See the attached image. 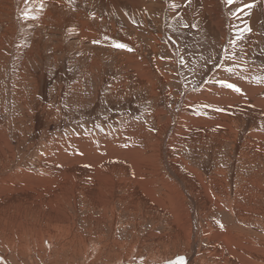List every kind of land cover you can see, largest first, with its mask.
<instances>
[{"label":"rangeland","instance_id":"obj_1","mask_svg":"<svg viewBox=\"0 0 264 264\" xmlns=\"http://www.w3.org/2000/svg\"><path fill=\"white\" fill-rule=\"evenodd\" d=\"M178 1L180 0H173V3ZM187 1L191 0H181L183 3L180 7L182 10L179 12L181 18L178 17V13L175 18L165 17L166 12L164 10L160 12V8L156 7L150 14L153 21L151 19L145 21L142 18L145 13L142 10L146 4L134 11L128 5L117 3V7H115L116 10L119 8L118 14L115 15L117 31L112 36L104 35L105 39L100 42L85 39L83 50L77 46L78 40H70L64 43L65 52L62 54L55 52L56 42L49 41L51 46L48 55L53 53L57 56V62L48 61L46 66L44 60L47 57H31L24 67L17 65L16 58H12L14 56L12 53L9 59L2 57L0 134L9 140L15 152L13 159L8 156L9 159L1 162L3 166L8 165L5 172L20 173L21 170L30 175H43L40 171L42 162H45L47 154L51 153L48 146H53V144L61 142L62 139L89 138L90 140L91 137L94 142L88 146L93 151V147H97L96 143L99 140L102 142H99L100 144L106 142L111 144L113 139L121 136L124 126L133 128V131L143 128L145 134L154 138L161 136L160 141L164 142L172 124L159 134L154 122V114L162 113L158 119L161 123H165V119H170L174 111L178 109V104L182 101L185 93L196 94L205 87L212 91L207 92L212 94L210 97H216L221 93L220 91L226 88L227 83L222 80L223 78L229 80L233 76L237 77L238 64L244 65L245 68H251V73H248L249 77L244 80L255 88V92L259 93V100L262 102L264 99L263 6L261 4L254 6L253 4L250 11H247L248 16L244 17L245 20L241 23L236 22L230 29L231 38L224 39L216 27H213L214 30L209 29L212 27L206 15L200 13V2L193 0L191 1L193 3H188ZM228 1L230 3L234 1L237 5L243 2V0ZM230 3L227 4L228 10L233 7V4ZM176 8L178 7L173 5L171 9L174 11ZM129 11H132L133 14ZM167 12L170 13V11ZM106 13L109 11L100 13L99 20L96 18L97 11L93 10L92 19L93 25L98 22L97 24H101L105 28L100 26L103 28H101L102 31L109 34L106 21L110 18ZM230 15L234 17L233 21H238L240 11L236 14L230 13ZM249 15L252 16L250 19ZM128 16L132 19H129ZM182 16H187V18ZM196 17L200 18V23L193 27L194 22L197 21ZM104 19L106 20L104 21ZM202 22H205V26ZM244 22L246 24L243 26ZM243 27L249 32L248 34ZM96 32L97 30L94 28V33ZM94 35L97 36V34ZM247 35H250L246 46L248 49L241 51L242 54L239 52L241 58L234 61L229 57V54L248 37ZM140 37L141 39H139ZM67 45L72 47L66 49ZM117 45H124V47ZM157 68L159 74L156 73ZM132 71H136L135 77L132 75ZM140 72L150 73V81L146 84L138 82L136 74H140ZM220 76L224 77L220 78ZM164 77H167V82L163 81ZM20 80L21 82H19ZM201 109L202 107L196 105L195 110L187 109L186 115L198 118L197 115H192V111L201 114ZM251 115L253 114L234 116L236 118H232V124L224 119L223 122H213L208 125L207 132L211 135L218 131L222 132L224 139L227 140L222 146H215L216 143L211 140H203V144L186 145L182 152L185 159L193 165L192 167L201 173L205 183L209 182V175L215 169L224 171V180L227 183L231 202H234V197L237 196L243 178L253 182L251 187L256 188L251 190L246 187L247 189L238 195V199L242 201L237 200L241 208L245 210L247 208V214L252 216L250 222H240L232 216L227 207L223 211L220 210L219 214L216 213L212 215L213 217L209 216V220L206 219L200 209L204 202L198 201V198L192 195L195 192L194 187L188 186L181 180V184H179L177 180L174 181L171 177H167V172L160 168V172L164 174L168 182H175L178 186L172 192V201L173 199L175 201L170 205L162 199V188H151V184L147 183L144 184L148 186L143 184L144 186L138 187L133 192L130 191L131 186L114 190L115 185L111 184L114 192L110 190L111 188L107 191L100 189L101 194L96 196L95 200L82 192L78 196L70 194L68 201H64V208L60 212L65 215L63 218L67 222L64 225L65 228L73 229L71 226H74L73 234H60L59 242L57 239H53L51 249L47 250L44 247L45 250L40 253L35 252L31 247L29 248L31 250L27 251H25L27 247H19L22 242L26 243L29 233L26 230L14 228V233L11 236L15 240L13 244L18 245V251L16 253L12 247L2 246L3 249L0 247V264H20L21 262V264H70V262L71 264L251 263V260L246 259L249 255L248 252L244 254L245 251L243 252L241 249L237 252L233 249L231 239L236 240L238 237L232 235L230 241H227V245H225L222 242L223 238L217 241L212 238L210 233L206 234V229H209L207 221L216 219L220 221L219 228H231L234 232L244 235L247 248L262 247L264 249V144L252 139L253 135L264 134L257 129ZM130 123H133L132 125L135 127L129 125ZM134 128L138 130H134ZM231 138L233 139L231 140ZM184 139L181 138L180 142ZM115 147L119 146H113V148ZM98 150L100 151L99 146ZM257 158L259 161L255 160ZM161 164L166 165V163L158 165ZM185 174H187V169L183 168L181 175ZM115 178H123V175L117 172ZM184 184L187 186L186 189ZM177 189H181L187 194H185V200H182ZM253 190L256 194L250 193ZM256 196L258 197L256 198ZM159 198L162 200H157ZM74 204H76L75 207ZM96 204L100 206L97 209L95 208ZM15 207L17 211L11 213L20 212L18 215L24 216L23 204L15 202ZM105 211L106 213L103 214ZM29 214L27 220L31 218ZM85 215L91 216L90 219L83 220ZM16 220L20 226H23L26 217ZM69 223L71 224L69 225ZM74 237L78 238L76 243L80 244L75 243L69 246ZM192 243L195 244V251L191 250ZM213 245L218 247L213 248ZM94 247L98 248L94 250ZM57 248H59V252H57ZM212 248L215 249L214 252H211ZM19 249L22 250L19 252ZM210 252L216 253V255H210ZM262 256L264 257V254ZM233 257L238 259L234 261ZM69 260L70 262H68ZM263 261L260 259L258 264H264Z\"/></svg>","mask_w":264,"mask_h":264},{"label":"bare ground","instance_id":"obj_2","mask_svg":"<svg viewBox=\"0 0 264 264\" xmlns=\"http://www.w3.org/2000/svg\"><path fill=\"white\" fill-rule=\"evenodd\" d=\"M191 1H187V2L193 3ZM197 1L200 2V5L197 4L200 6V8L198 7L201 11L200 13L203 15L205 14L209 20V23L212 27V29L211 28L209 29L214 30L213 27H216L220 31V36L223 37L224 39L231 38L230 29L232 28L233 25H235L236 22L241 23V21L243 22L245 20L244 17H246V15L248 14L247 11H250L249 9L250 7H252L253 4L254 6L261 4L264 8V0H243L242 4L239 5L235 4L234 1H231L230 3L228 0H197ZM184 2L186 3V1ZM117 3H120L122 5L123 4L128 5V7H130V9L134 11L138 10L140 7H143L146 4L145 8L142 10L145 11L142 17L144 18L145 21H147L148 19L149 20L151 19V21H153V19L151 18L152 16L150 14L153 11V9L156 7L160 8V12L163 10L166 12L165 17L167 16L168 18L171 17L175 18L176 17L175 15L177 13L179 14L178 15L179 17L181 15V13L179 12L180 10H182V8L180 7L183 4L181 3V0L175 3H173V0H0V67L3 66V63H1V58L5 57L6 59H9L12 56V55L10 56L11 53L14 54L12 58L13 59L16 58L15 62L17 63V65H21V67L27 65L29 58L31 57L35 58L37 56L41 58L47 57L44 60L45 66L47 65L48 61L51 63L57 62V56H55L53 53L48 55V50L49 47L51 46L49 41L56 42V46L54 47L55 52H60L61 54L65 52L64 43L69 42L70 40L73 39L78 40L76 44L82 50L84 49L83 44L85 39H89L90 41H94V40L99 42L103 41L105 39L103 38L104 35L112 36V34L117 31L116 29L117 24H115L117 18L115 15L118 14V9H119V8H117V10L115 9V7H117ZM229 3L233 4V7L229 8L230 10H228L227 7V4ZM173 5L180 9L176 8V10L173 11V9H171L173 8ZM194 7L195 5L192 7L193 10ZM93 10L97 11V15H96L97 19H99L100 13L109 11V13H106L108 14L107 17H109L110 19H112L113 17L111 21L110 19L106 21L107 29L109 30L110 35L107 32L102 31L104 27L101 24L100 25L97 24L98 22L97 23L95 22V24L93 25V19H92ZM167 11H170V13H168ZM239 11H240V18L238 19V21L237 20L233 21L234 17L231 16L230 13L236 14ZM129 12L133 14L132 11ZM262 13L264 15V12ZM250 16L251 15H249V19L252 17ZM185 18H187V16ZM129 19H132V17L131 18L129 17ZM105 20L106 19H104V21ZM199 20L200 18H197L198 22L195 21L193 27L199 25L200 23ZM204 23L203 25L205 26ZM96 24L97 27L95 26ZM245 24L246 23L244 22L243 26ZM100 26H102L103 28ZM94 28H96L97 32L99 33L97 32L94 33ZM238 29L241 28L238 27ZM243 29L245 28L243 27ZM246 31L247 30L245 29V32ZM248 33L249 32L247 31L246 34ZM94 34H97V36ZM250 35H247L248 37L244 39L239 44V46L237 45L235 49H233V51L229 54V57L233 58L234 61L235 60L237 61V59L241 58L240 56V54H242L241 51L248 49L246 48V46L248 44V38L250 37ZM139 39H141V37ZM134 45L137 46L136 44ZM71 47H72L71 45H67L66 49H70ZM237 68H238L237 70L238 73H236L237 77L233 76L232 78L227 80L226 78H223L224 76L223 77L220 76V78H223L222 80H224V82H226L227 84H231L234 87L225 86L226 88L224 90L222 91L219 90L221 93L218 94L216 97H210V95L212 94L211 93L208 94L207 92H212V91H210L209 88L205 87L200 91H198L196 94L185 93L182 101H180V103L178 104V109L174 111L170 119L168 120L165 119L166 120L165 123H161L158 119L159 117H161L160 114L162 113L159 112L154 114L153 118L156 127L159 130V134H161V132L164 129H166L169 125L172 124L170 128L168 127L170 130L164 142L160 141L161 136L154 138L150 135L145 134L143 128L142 129L139 128L140 129L139 131H133V128H127V126L123 127L124 129L122 130L121 136L119 135L117 139H113L112 140L113 142L111 144H109L110 142L100 144L99 142L101 141L98 139L99 144L96 143L97 147H93V151L88 146V145L91 146V144H93L94 142L93 138L91 137L90 140L89 138L88 139L80 138L79 140H72L69 138H67L69 140L62 139L61 142H57L53 144V146L51 145L48 146V150L51 153H48L45 162H42V168L40 171L42 172L41 174L43 175L36 176V175H30L27 172L21 170L20 173L17 172L15 173L12 171L13 173L9 174L5 172L8 169V165L3 166L1 165V162H4L5 160L9 159V157L13 159L14 158L13 153L15 152L9 140L5 139L0 134V247L1 248L2 246L8 248L12 247V249L15 250L17 253L18 245L13 244L15 243V240L11 236L14 233L15 230L14 228H20L26 230V232L29 233L26 239V243L22 242L21 244H19V247L21 248L27 247L25 251L31 250L29 249L31 247L34 249L35 252H40V253L43 250H45L43 249L44 247L47 248V250H50L52 247L51 244H53V241L55 239H57V241L59 242V238H61L60 234L69 233L72 235L74 226H71L73 229L65 228L64 225L67 223L66 221L63 220V218H65V215L62 214V212H60V210L64 208V201L66 200L68 201L70 194L78 196L79 193L82 192L87 197H93V199L95 200V197L100 196L101 194L100 189L107 191L109 188H111L110 190L113 191L112 189L113 187L111 184L115 185L114 190L131 186L130 191L133 192L135 191V189L142 186L144 183H147L149 185L151 184L150 185L152 186L151 188H158V187L162 188L163 189V194L161 195L162 199L166 201V204L170 205L171 202L175 201L174 199L172 201V197H171L172 192L178 186L176 185L175 182L173 183L168 182L164 174L160 172V168H163L167 172L168 174L167 177L168 176L171 177L172 179H174V181L177 180L179 184H181L180 182L181 180L185 182V184H187L188 186L190 185L194 187L195 192L192 193V195L196 196L198 198V201L204 202V204L202 203L200 209H202L206 219H208L209 216H212L216 213L219 214L221 211H223L225 207H227L230 210L232 216L237 218L240 222L242 223L250 222L249 220L252 218V216L250 214H247L246 212L247 208L246 210L241 208L237 200L242 201L238 199V195L242 194L243 191H245V189L248 188L252 190L256 188V187L255 188L251 187L253 186L252 185L253 182L248 179L245 180L243 178L240 183V188L239 191L237 192V196L234 197V202H231V200H229V190L227 187V183L224 180L223 170L215 169L214 172L209 175V182L205 183V179H203L201 173L197 171L194 167H192L193 165L188 160H186L182 154L183 149H185L186 145H191L192 143L196 145L203 144V140L204 141L211 140V142L214 141L216 143L215 146L218 145L222 146L223 143L227 141L226 139H224L222 132L218 131L211 135L207 132L208 131L207 127L209 124H212L213 122L216 123L223 122L224 119H227L228 123L232 124V118L234 116L239 117L242 115L253 114L251 116H253L257 129L260 130L262 134H264V99L261 102L259 100V93L255 92V88L250 83H248V81L244 80L247 77H249L248 73H251V68H245L244 65H240V64L237 65ZM135 73L136 71L133 72L132 75L134 76ZM156 73L159 74L158 68ZM150 75H151L150 73L140 72V74H136L137 77L136 79L138 82L140 83L144 82L146 84L147 82L150 81ZM163 81L167 82V77H164ZM19 82H21V80ZM196 105L202 107L201 114L192 111V115H197L198 118H194L192 116L186 115V110L192 108L193 110H195ZM132 124L130 123L129 125ZM133 126L134 125H132V127ZM137 128H134V130ZM181 138H185V139L182 142H180ZM232 139L233 138H231V140ZM252 139L253 141L256 140L255 142H260V144H264V135H260V136L253 135ZM98 146L100 148V151L98 150ZM113 146H119V147L113 148ZM180 151L181 153H179ZM255 160H258V158ZM260 162L262 161L260 160ZM159 163H166V165H162V164L158 165ZM183 168L187 169V174L182 176L181 171ZM117 172H120L121 175H123V178L116 179L115 174ZM147 184L144 185L146 186ZM185 184H184V188L186 189L187 186ZM177 191L181 194L182 200H185L184 198L186 197L185 196L186 193L181 191V189H177ZM250 193L256 194L254 193V190ZM258 196H256V198ZM162 199L159 198L157 200L161 201ZM15 202L17 203L21 202L23 204L22 210L24 212V216L26 217L23 226H20L17 223L16 219H20L24 216L18 215L20 214V212L16 214L11 213L12 211L13 212L17 211V208L15 207ZM99 204H96L95 207L96 209L100 207ZM75 205L76 204H74V207ZM26 208L27 209L30 208V210L27 211ZM93 213H95L94 210ZM105 213L106 211L103 214ZM28 214L29 216H31L30 220L29 219L27 220ZM90 217L91 216L85 215L82 219L87 220L90 219ZM254 221L256 222L257 220ZM48 223L49 225H47ZM219 223L220 221H217L216 219L207 221V226H209L208 227L209 229L208 230L206 229V234L210 233L212 235V238L216 239L217 241L218 239L223 238L224 240L222 242L225 245H227V241H230L232 235L238 237L236 240H233V238L231 239L233 249H235L236 252L237 250L239 251V249H241L243 252L245 251L244 254H247L248 252L249 255L246 259H249V261L251 260V263L243 262L242 264H258L260 259L262 261L264 260V257L262 256V254H264V249L262 247H256L255 249L251 247L247 248L245 243L246 238L244 235H240L239 234L240 232H234L233 229L231 228H226V227L219 228ZM70 224L71 223H69V225ZM58 235L59 237H57ZM77 239H75V237L72 238V243H69V246L70 244L74 245ZM76 244H80V243H76ZM59 245L61 244L59 243ZM187 245H190V243H187ZM214 247H218V246L213 245V248ZM95 248L98 247H94L93 249L95 250ZM213 248L211 252L215 251V249ZM57 249H58L57 252H59V248ZM20 250L22 249H19V252ZM191 250L195 251L194 243L191 244ZM77 251L79 252L78 249ZM37 254L35 255L36 257ZM71 254L73 255L74 253ZM212 254L216 255V253H211L210 255ZM232 259L236 261L238 258L236 259V257H233ZM68 262H70V260ZM226 263L227 262H225V264ZM220 264H224V262Z\"/></svg>","mask_w":264,"mask_h":264},{"label":"snow or ice","instance_id":"obj_3","mask_svg":"<svg viewBox=\"0 0 264 264\" xmlns=\"http://www.w3.org/2000/svg\"><path fill=\"white\" fill-rule=\"evenodd\" d=\"M118 47H124V45H117ZM227 87H234L233 85H231V84H227L226 85ZM238 90V89H237Z\"/></svg>","mask_w":264,"mask_h":264}]
</instances>
